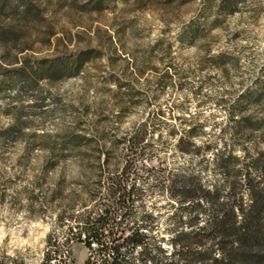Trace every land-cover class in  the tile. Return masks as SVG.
Masks as SVG:
<instances>
[{
    "label": "rangeland",
    "instance_id": "1",
    "mask_svg": "<svg viewBox=\"0 0 264 264\" xmlns=\"http://www.w3.org/2000/svg\"><path fill=\"white\" fill-rule=\"evenodd\" d=\"M232 1L223 11L219 0H28L24 16L20 1L0 0V25L20 32L0 41V59H87L78 75L0 93V264L96 262L98 246H86L77 217L104 208L93 201L100 167L118 176L125 165L142 189L130 225L144 223L172 253L188 208L155 177L220 180L213 159L233 142L228 111L264 82V0ZM251 114L264 118V96ZM144 123L149 151L127 156L119 143ZM200 126L195 143L211 149L181 153L182 131ZM248 139L235 154L264 151V128Z\"/></svg>",
    "mask_w": 264,
    "mask_h": 264
},
{
    "label": "trees",
    "instance_id": "2",
    "mask_svg": "<svg viewBox=\"0 0 264 264\" xmlns=\"http://www.w3.org/2000/svg\"><path fill=\"white\" fill-rule=\"evenodd\" d=\"M18 1L24 6L23 15L27 16L31 11L28 0ZM219 1L223 11L234 6L232 0ZM3 9L1 7L0 13ZM19 38V31L0 25V41L9 44ZM86 60L75 59L68 64L58 59L34 62L0 59V93L12 94L32 88L40 81L78 75ZM258 88L260 94L246 91L228 111L233 142H225L213 159V173L220 176V180L209 183L191 173L179 172L155 177L159 185L169 184L172 197L181 198L188 208V217L181 218L179 228L182 229L173 231V251L169 256L157 245L158 241L152 242V234L144 223L131 226L132 222L128 221V212L135 205V191L140 184L138 175L131 173L128 165L118 176L105 175L100 167L93 201L102 202L104 208L85 211L77 217L86 246L89 249L98 246V260H89L87 264H106V256L113 257L111 264H129L128 255L138 249L140 259L133 260L132 264L136 261L141 264H264V151L255 149L256 153L251 154L246 145L242 149L244 156L235 154L237 142L248 143V138L264 128V118L251 114L257 98L264 96V82L259 83ZM16 127L19 131L23 128L19 124ZM202 131V126L183 130L177 141L178 150L186 155L209 151L211 144L200 148L195 143ZM225 132L221 133H228ZM151 134L149 124L144 123L119 145L127 156L141 157L149 151L145 143ZM160 137L161 134L158 139ZM123 218L128 223L122 222Z\"/></svg>",
    "mask_w": 264,
    "mask_h": 264
}]
</instances>
